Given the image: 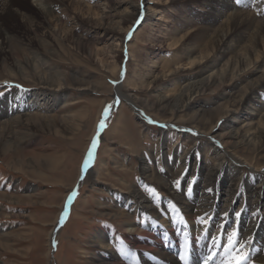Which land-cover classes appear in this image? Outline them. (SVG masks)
I'll return each mask as SVG.
<instances>
[{
	"label": "bare ground",
	"instance_id": "6f19581e",
	"mask_svg": "<svg viewBox=\"0 0 264 264\" xmlns=\"http://www.w3.org/2000/svg\"><path fill=\"white\" fill-rule=\"evenodd\" d=\"M232 1L143 0L141 26L146 30L152 50L156 47V50L173 51L175 57L172 63H162L145 54L141 64L136 65L132 46L125 42L129 29L139 17L141 0H0V71L6 80L15 77L25 82L33 80L38 85V90L22 93L17 90L0 97V162L9 170L33 174L38 180L46 179L44 170L55 171L54 164L59 161L53 162L50 158L61 146H44L42 139L65 141L68 133L79 130L83 120L89 117L88 106L76 113H65L64 107L56 111V107L73 104L68 103L65 93L80 96L100 92L102 85L91 83L76 70L53 67L50 60L67 57L81 63L83 57L115 79L126 45L128 75L114 88L115 96L129 105L140 128L147 129L149 125L145 119H150L147 113L160 125H167L161 127L163 131L150 153L153 160L156 155L163 159L160 169L166 172L158 170L157 162V167L150 168L144 155H135L139 166L132 170L137 168L141 179L155 183L163 194L166 193L162 196L165 203L172 198L181 207L187 201L189 216L199 213L197 209L209 216L220 210L222 215L224 211L243 205L251 196L264 193V3L262 6L258 3L252 12L235 8ZM188 11H194L195 16L187 15ZM177 21L185 25L184 28L178 27ZM69 49L81 61L76 60ZM136 79L143 87V97L132 83ZM150 94L153 98H149ZM104 102L106 99L98 103V115ZM115 122L120 124L118 120ZM169 131H175L180 141L169 145L173 140ZM186 139L191 143L186 151L183 150L186 153H177L181 140ZM30 141L32 145L28 147L26 143ZM126 147L133 152L134 146L127 144ZM210 147L212 158L206 162L204 155ZM110 164L121 171L131 170L127 165L112 161ZM78 165L76 177L80 173V162ZM183 172L185 174L180 176ZM179 177L185 184L197 178L192 200L174 190V181ZM99 178L95 169L90 168L85 182L98 190L103 187ZM139 185V182L130 183L125 187L126 192L115 195L110 188L106 191L113 194L118 207L129 204L131 199L136 211L156 213L157 202L148 199ZM210 187L214 192H207ZM248 191L251 196L247 195ZM0 198L10 204H37L30 194L13 196L0 192ZM254 201L259 208L264 207V195L257 196ZM253 206L250 201L249 207ZM101 207L106 209L107 205ZM122 212L115 207L107 215L123 218L126 215ZM19 216L33 219L31 215ZM259 216L264 221V214ZM56 217L53 221L57 223L56 228L50 230L49 236L60 226ZM163 222L160 220V226L170 229L171 222L169 225ZM125 226L121 229L130 235L127 238L130 247L154 249L155 239L138 236L140 223L130 222ZM148 227L153 232L158 230L156 222ZM107 228L102 229V234L93 235L86 245L100 250V254H92L88 264H119L105 260L113 250L107 242ZM221 231L208 236L203 246L192 248L190 264H202L199 253L209 254V249L216 254L213 264L219 263L217 258L223 257V251L218 245L209 244V239L215 237L220 241ZM5 237L0 235V249L7 251L11 246ZM177 247L160 241V252L164 256L160 264H183ZM142 257L145 259L146 254ZM257 259L263 262L264 254Z\"/></svg>",
	"mask_w": 264,
	"mask_h": 264
},
{
	"label": "rangeland",
	"instance_id": "374dc122",
	"mask_svg": "<svg viewBox=\"0 0 264 264\" xmlns=\"http://www.w3.org/2000/svg\"><path fill=\"white\" fill-rule=\"evenodd\" d=\"M263 1L264 0H244V2L239 5L235 3V0L232 2L237 9L252 10L253 12L257 5L261 3V6L263 5ZM189 14L195 16L194 11H188L187 15ZM134 24L127 33L125 43L127 45L128 41V44L132 46L131 51L133 55L136 56L137 60L134 61L135 64L140 65L145 54L150 59H157L158 62L172 63L175 57L174 52L160 50V48L156 50L157 48L155 46H153L155 49L152 50V45L146 38V30L142 28V24L136 27H134ZM175 24L181 28H184L185 26L182 25L180 21H177ZM130 32L132 34L129 37L128 34ZM126 45L124 52L122 53L123 57L120 62V68L115 79L111 73L101 69L94 62L86 60L83 57L81 58L83 59L82 61L79 60L80 57L75 56L77 54L71 49H69V52L76 60L81 61V63H77L67 57H53L52 60H50V64L53 67L60 68V70L64 71L76 70L79 75L87 76V80L91 83L93 82L102 85V91H93V93L89 92L80 96L71 92L65 93L68 98V103L72 102L73 104L68 107L60 105L56 107V111H59L57 108L64 107L62 111L65 113H76L78 110L84 109L85 106H88V116L90 118L87 117L83 120L79 130H73V132L68 133L65 141L46 137L42 139L41 143L44 144V146H47L48 144L56 145L58 147L61 146V150L57 151V154L52 155L53 157L50 158L53 162L59 161L56 163L57 166L54 164V168L56 167L57 169L55 171H50L49 169L43 171L46 179L38 180L35 175L30 173H27L26 175L17 173L14 170H9L0 162V192L13 196L30 194L31 196H34V199L36 200L34 201L37 203L34 204L32 202L30 205L10 204L6 202V200L0 198V235H6V243L11 246V249L7 251L0 249V264H88L87 261H92V254H100V250L98 248H89L86 245H89L93 235L102 234L101 231L104 227H108L109 239L107 242H110L111 247H113L112 254L109 258L105 259L106 261H113L119 264H131L132 260H135L137 264H160V258L164 257L160 252V241L178 245L177 248L180 250L179 245L183 239L182 233L175 231L172 224L169 226L170 229H168L166 225L160 226V220H164L163 224L168 223L169 225L170 217L173 215L171 210L165 213L164 206L158 204L157 212L154 214H157L159 218H155L156 215L150 214L144 210L136 211L132 206L134 200L131 199L129 204L118 207L117 203L114 201L113 194L106 191L107 188H110L114 191V195L120 194L126 190V185L139 182L141 192L155 203L157 202L156 197L149 195V189L155 188L157 194L161 197L164 194L166 195V193L163 194V191H161L155 183L141 179V175L137 168L132 170L133 167L139 166L135 155L146 156L149 167L154 168L155 166L157 167L158 164L157 168L159 171L160 163L163 162V159H160L159 155H156L154 160L150 155L151 151L155 149L157 144L156 140L160 136V131L162 130L159 126V122L150 114L147 113L146 115L150 120H154L157 123L146 126L147 130L140 128L137 125L135 116L126 102H122L118 108H112L111 117L101 131L98 147L94 154V165L91 167L95 169L96 174L99 175V184L103 187H99L100 189L98 190L94 187V190L91 187L92 185L87 184L85 180L82 182L79 181L80 173L76 177L79 168L78 163L80 162V165L83 163L91 139L96 134V127L100 121L103 110L107 105L112 103L115 96L114 88L117 85L114 87L111 82L119 81L121 84L128 75L127 63L129 57L126 55L128 54ZM122 71L124 72L123 79H121L120 76ZM188 75L185 76L188 77ZM5 78V75L0 71V90L2 91V89H4L3 91L5 92V95H10L12 91H20L14 87L9 88L8 84L21 85L24 89L28 90L27 92L36 89L38 90V85H36L33 80L25 82L15 77H10L9 80H6ZM137 79L132 83L134 84L137 93L143 97L145 96V94L141 92L143 87H141V83L138 82ZM110 87L112 88L111 95ZM20 93L22 92L20 91ZM153 94H156V92ZM153 94H150L149 98H153ZM104 99H106V102L103 103L100 115H98V103ZM1 116L2 115L0 114V117ZM117 120L120 124H116L115 121ZM174 132L175 131L168 132V135L173 139L169 145L175 141H180V139L178 140L175 136L176 133ZM186 140H181L182 145L185 146L181 148V145L180 149L176 150L177 153H186L185 151L187 150L188 145H191V143ZM26 144L28 147H31L32 141ZM127 144L134 146L133 152L129 149L127 150ZM210 158H212L211 147L206 150L204 161L207 162ZM111 161L121 165H127L131 167V170L124 169L121 171L119 168L113 167L110 164ZM166 162L170 164L173 163V161L170 160H166ZM245 172L248 173L249 171ZM183 174H185V172L180 174V176ZM177 179H181V177ZM258 179H261L260 176ZM72 184L73 186L69 188ZM77 186L78 195L74 197L73 202L69 205L68 215L65 217L64 223L55 230L52 236H49L50 230L53 231L57 225V223H53L55 216L57 215L56 222H58L69 192L73 188H77ZM28 188H30V190H27ZM247 195L251 196V192L248 191ZM263 195L264 193L261 191L260 194L251 196L243 205H239L238 208H235V210L238 211L247 209L242 211L241 217L236 219L233 212L231 218L232 227L238 228L243 238H251L253 240L252 257H254V260L252 261V264H264V261L261 262L257 259L258 256L264 254V236L261 234L263 223L259 216L260 214H264V211H262L264 210V207L259 208L254 201L257 196L262 197ZM192 198H188V200H192ZM169 200L176 202L172 198H168V201ZM250 201H253L254 203L253 208L249 207ZM60 205L61 207L59 209ZM103 205H107L106 209L101 207ZM187 205H189L187 201L186 204L181 205L186 212H188V209L186 208ZM115 207L123 211L122 213L126 216L123 218L119 216L116 218L109 217L107 213H109L110 209ZM197 210L199 213L191 214V216L186 217V222L189 224L188 230L193 237L206 231V223L197 224L195 218L196 216H204L207 212L202 211L201 213L199 209ZM219 211L220 210H217V212ZM253 212L256 213L255 216L252 215ZM11 214L14 216H10ZM19 214L31 215L33 219L28 220L25 217L19 216ZM130 222L140 223L139 229L141 232L138 233V236L144 237L145 239H155L156 246H154V249L148 250L141 249V247L135 248L133 246L130 247L127 244V238L130 235L121 229V226H125V224ZM153 222H156L158 227V230L154 232L148 227L150 224H153ZM52 223L53 225H51ZM222 223H224L223 220L217 219L216 226L212 228L211 232V234H213L222 230V239L218 241L217 245L218 248L223 251V257L217 258L219 261L218 264H223V262H226L239 254L237 250L229 251L227 256L224 254L228 246V231H231V228H229L228 231H225L222 228L220 230L219 225ZM247 229L250 230V233L246 232ZM53 240L56 242L55 247H53ZM210 243H212V237L209 239V244ZM195 246L199 248L201 244ZM120 249L126 250L129 253V256L127 258L120 257L117 253ZM15 250L17 252H15ZM198 251L199 250H197L196 253H198ZM86 254L87 256H85ZM144 254H146L145 259L142 257ZM199 254L202 255V258L206 255L204 252ZM105 257L106 253L103 254V258Z\"/></svg>",
	"mask_w": 264,
	"mask_h": 264
},
{
	"label": "snow or ice",
	"instance_id": "6c2138e0",
	"mask_svg": "<svg viewBox=\"0 0 264 264\" xmlns=\"http://www.w3.org/2000/svg\"><path fill=\"white\" fill-rule=\"evenodd\" d=\"M243 2L244 0H235V3L237 5ZM143 15H144L143 0H141L140 14H139V17L135 20L134 27L139 26L141 24ZM131 34H132L131 32L128 34L129 37L131 36ZM120 76H121V79H123L124 77L123 71L121 72ZM111 83L115 87L119 83V81H112ZM8 87L9 88L14 87L16 89H19L21 92L28 91L27 89H24L21 85H18V84L16 85L8 84ZM3 96H5V92L0 91V97H3ZM16 99L19 100L21 98L16 97ZM121 103H122L121 97L114 96L112 103L107 105L104 108L100 121L96 127V134L91 139L90 146L87 149V152L83 159V163L80 168V175H79L80 182L85 180L86 173L94 165L95 150L98 147V141L101 137V131L106 126L107 121L111 117L112 108L114 107L118 108ZM145 119L147 120V123L149 124L157 123L154 120H150L147 118ZM159 126L167 127V125H159ZM188 131L191 132L190 129ZM192 135L198 136V133H192ZM212 143L215 145L214 141ZM196 155H199V153H196ZM160 171L166 172L165 169H160ZM196 180L197 178L193 177L191 180H188L187 183L185 184L182 179H176L174 181V190L179 192L182 196L186 198H192L194 194V187H195ZM207 192L209 193L214 192V188H211V187L208 188ZM77 195H78V186L77 188H73L67 196V200L64 204L63 212L60 215V220H59L60 225L64 223V219L68 215L69 205L73 202L74 197H76ZM149 195L156 197L157 204L164 206L165 213L171 210V213L173 214L170 217V222L174 226V230L179 233H182V236H183V239L181 240L180 245H179L180 247L179 260L182 261L183 264H190V253L192 251V248L197 244H201L203 246V243L206 242L208 236L211 235L212 228L216 226L217 219L224 221V223L219 225L220 228L224 229L225 231H228V229L231 228V231H228V246L224 254L227 256L229 251L231 250H237L239 253L234 258L229 259L226 262H223V264H252V261L254 260V257H252L253 240L251 238H247V239L243 238L238 228L232 227V223H231L233 212H234L235 218L239 219L242 215V211H245L247 209H242L239 211L232 209L231 211H224L222 215L219 212H216L212 216H209L207 214H205L204 216H196L195 219H196L197 224L206 223V233H201L200 235L193 237L190 235V231L188 230L189 224L186 222V217H188L190 214L189 212L184 211L182 207L178 206V202H174L172 200L167 201L165 205L164 198L157 194V191L155 188L149 189ZM252 215L255 216L256 213L253 212ZM217 243L218 242L216 238L212 237L213 246H217ZM55 244L56 242L55 240H53V247H55ZM118 252H119V255L122 257L127 258L129 256V253L124 249H120L118 250ZM215 255L216 254L212 253L211 250L209 249V254L204 255L202 258V264H213ZM131 264H137V262L135 260H132Z\"/></svg>",
	"mask_w": 264,
	"mask_h": 264
}]
</instances>
